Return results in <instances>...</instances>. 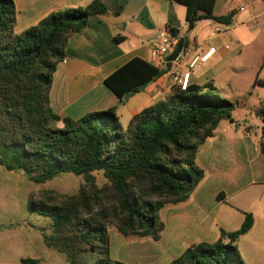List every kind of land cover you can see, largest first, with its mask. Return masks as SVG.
<instances>
[{"label": "trees", "instance_id": "16d2710c", "mask_svg": "<svg viewBox=\"0 0 264 264\" xmlns=\"http://www.w3.org/2000/svg\"><path fill=\"white\" fill-rule=\"evenodd\" d=\"M171 1L186 8L189 31L201 20L231 26L236 15L216 16L217 0ZM107 14L103 0H94L18 32L14 0H0V166L36 184L64 174L82 178L74 195L46 191L29 203L32 213L51 222L52 233L43 234L45 245L64 254L69 264H128L112 257L111 226L122 236L158 242L164 231L161 211L190 200L205 178L197 164L200 148L220 122L235 123L234 104L205 93L214 89L211 82L189 84L185 91L174 86L171 96L134 115L127 128L116 108L78 120L59 117L50 95L68 41L92 17ZM169 29L179 36V30ZM188 45L186 40L184 51ZM167 73V68L135 58L105 84L122 101ZM98 173L106 180L103 185ZM245 219L238 230H221L215 243L189 247L169 264H246L235 245L254 226L252 214ZM22 264L37 262L26 258Z\"/></svg>", "mask_w": 264, "mask_h": 264}, {"label": "crops", "instance_id": "0c3cea01", "mask_svg": "<svg viewBox=\"0 0 264 264\" xmlns=\"http://www.w3.org/2000/svg\"><path fill=\"white\" fill-rule=\"evenodd\" d=\"M92 1L14 0L18 11L17 31L23 32L54 12L84 8ZM103 2L108 14L92 17L88 26L68 41L66 59L57 66L50 97L51 107L59 117L78 120L89 113L116 108L120 122L126 118V123H121L126 128L134 115L173 94L175 70L186 71L193 56L216 48L208 63L191 70L190 84L204 86L214 82L233 57L264 32V0H217L215 15L225 16L235 11L233 24L224 26L201 20L191 31L186 22V8L171 0ZM217 27L221 31L211 37L210 31ZM163 28H175L179 30L180 40L189 41L186 57L179 66L176 63L160 66L152 60L157 31ZM118 37L124 40L117 42ZM135 58L167 68L168 73L147 85L144 91L121 101L105 81ZM239 128L246 130L242 136L238 134ZM250 130L249 124L242 127L236 121H222L200 148L197 164L205 172L204 180L190 200L170 207L174 216L179 214L196 227L195 237L184 236L191 243L189 247L215 243L221 238V230L227 233L238 230L245 220V215L236 216L241 211L255 217L251 231L235 244L239 253L242 248L248 259L247 250L264 239V155L260 146L264 144V127ZM259 132L263 135L258 136ZM258 208L262 209V217L256 216ZM173 248L178 249L177 245Z\"/></svg>", "mask_w": 264, "mask_h": 264}, {"label": "rangeland", "instance_id": "374dc122", "mask_svg": "<svg viewBox=\"0 0 264 264\" xmlns=\"http://www.w3.org/2000/svg\"><path fill=\"white\" fill-rule=\"evenodd\" d=\"M212 84L214 89H204L205 93L211 91L234 104L232 117L237 124L242 127L249 124L252 126L250 131L264 127V32L257 41L242 48ZM121 123H126L125 117ZM237 131L240 136L246 132L244 128ZM257 135L263 134L259 132ZM96 177L98 184L106 182L102 174L98 173ZM81 182L80 177L64 174L45 184H36L24 174L8 172L0 166V264H22V260L26 258L36 260L37 264H69L64 254L45 245L43 234L52 233L51 222L48 218L32 213L29 203L46 191L74 195ZM170 207L166 206L161 211L164 231L158 242L147 237L122 236L111 226L109 233L112 257L128 264H169L177 259L185 251V247L191 244L184 236L191 235L190 239L195 237L196 227L189 225L179 214L174 216ZM239 214L246 216L247 213L237 212L236 216L239 217ZM262 215V209L258 208L256 216ZM261 240L254 243L255 248L246 249L248 259L240 249L246 264H264V239ZM174 245L178 249L173 248ZM260 254L263 256L260 257Z\"/></svg>", "mask_w": 264, "mask_h": 264}, {"label": "built area", "instance_id": "2783aa9c", "mask_svg": "<svg viewBox=\"0 0 264 264\" xmlns=\"http://www.w3.org/2000/svg\"><path fill=\"white\" fill-rule=\"evenodd\" d=\"M220 28H214L210 31V36L215 37L219 32ZM180 42V37L174 34L169 28H163L157 31V46L152 51V60L157 62L160 66H165L167 59L175 52ZM216 48H209L206 53H200L193 56L186 65V71L175 70L173 74V80L175 86L185 91L190 84L191 70L208 63L211 58L215 55ZM186 57L184 49L177 56L174 63L178 64Z\"/></svg>", "mask_w": 264, "mask_h": 264}, {"label": "water", "instance_id": "95a60500", "mask_svg": "<svg viewBox=\"0 0 264 264\" xmlns=\"http://www.w3.org/2000/svg\"><path fill=\"white\" fill-rule=\"evenodd\" d=\"M185 41L186 39H181L178 46H177V49L175 50V52L167 59V63H174L177 56L181 53V51L184 49V45H185ZM147 87V84L143 85L140 87V91H144ZM130 98V94L126 95L124 97V100L127 101L128 99Z\"/></svg>", "mask_w": 264, "mask_h": 264}]
</instances>
